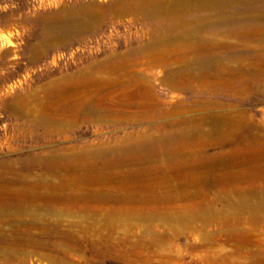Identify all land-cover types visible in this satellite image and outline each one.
Wrapping results in <instances>:
<instances>
[{
    "label": "rangeland",
    "instance_id": "obj_1",
    "mask_svg": "<svg viewBox=\"0 0 264 264\" xmlns=\"http://www.w3.org/2000/svg\"><path fill=\"white\" fill-rule=\"evenodd\" d=\"M0 264H264V0H0Z\"/></svg>",
    "mask_w": 264,
    "mask_h": 264
}]
</instances>
